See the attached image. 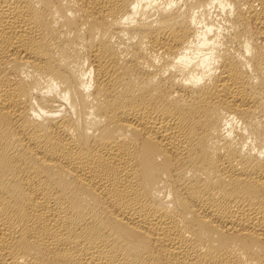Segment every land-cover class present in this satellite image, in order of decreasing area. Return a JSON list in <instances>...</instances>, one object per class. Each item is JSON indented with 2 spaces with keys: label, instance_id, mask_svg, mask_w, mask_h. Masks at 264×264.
Instances as JSON below:
<instances>
[{
  "label": "bare ground",
  "instance_id": "1",
  "mask_svg": "<svg viewBox=\"0 0 264 264\" xmlns=\"http://www.w3.org/2000/svg\"><path fill=\"white\" fill-rule=\"evenodd\" d=\"M0 264H264V0H0Z\"/></svg>",
  "mask_w": 264,
  "mask_h": 264
}]
</instances>
